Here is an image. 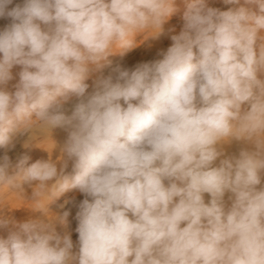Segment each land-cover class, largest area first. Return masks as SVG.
<instances>
[{
	"label": "clouds",
	"instance_id": "clouds-1",
	"mask_svg": "<svg viewBox=\"0 0 264 264\" xmlns=\"http://www.w3.org/2000/svg\"><path fill=\"white\" fill-rule=\"evenodd\" d=\"M223 2L240 6L190 0L162 59L117 66L89 91L110 55L135 48L138 34L163 33L176 0H23L11 9L0 0V18L12 21L0 31V148L34 128H67L62 152L74 159L66 175L67 161L58 170L24 155L10 175L5 154L0 186L24 197L32 187L33 211L48 217L64 192L85 197L75 253L53 226L70 210L49 222L0 211V264H264V0ZM231 139L255 150L213 166Z\"/></svg>",
	"mask_w": 264,
	"mask_h": 264
},
{
	"label": "rangeland",
	"instance_id": "rangeland-1",
	"mask_svg": "<svg viewBox=\"0 0 264 264\" xmlns=\"http://www.w3.org/2000/svg\"><path fill=\"white\" fill-rule=\"evenodd\" d=\"M190 0H176V11L163 25V33L158 38H148L151 33L138 34L136 36L137 46L127 51H116L107 58V61L103 62V66L98 70H93L86 83L89 84V91H92L94 81L97 78L107 77L113 74V69L117 66L134 69L135 66L141 63L154 62L155 60L162 59L163 53L167 51L173 41L172 35H177L183 28V15L187 11ZM243 3V0H242ZM23 0H13V3L8 5V8H14L16 5H22ZM210 7L217 8L221 11H226L233 7H239L240 5L225 4L223 0H208ZM11 18H0V31L4 30L11 24ZM42 28L44 26L42 25ZM147 39V40H146ZM2 56V54H0ZM22 71V66L16 65L11 69L12 79L5 85V90L14 93L16 85L19 83V73ZM260 79H264V74H259ZM75 98L65 104L66 114L70 115L74 104ZM121 103H123L121 101ZM249 105L242 106L243 110H247ZM69 136V129L67 128H54L50 130H41L34 128L32 133L18 134L14 140V147L10 149L0 148V158L7 154L11 160L12 167L9 169V174L15 173V165L19 162V159L24 155L30 157L28 165L35 163L37 160L48 161L51 160L57 163L58 170L62 167L63 162L67 161V167L64 172L66 175L73 174L74 159H68V157L62 152L64 145L66 144ZM218 150L222 152V155L214 162L213 166H219L220 161L226 158H238L241 151H254L255 145L249 141L231 139L227 142H222L218 146ZM27 166V165H26ZM54 182V181H53ZM258 188L264 187V172H261V185ZM25 197L15 191H11L7 186H0V211L17 222H26L28 220L41 219L45 222H49V218H52V214L60 215L64 211L70 210V215L67 218V224L62 225L59 222H53L55 231L64 235L70 234L73 241V252H78V233L76 228L78 227V219L76 217L78 211V204L85 198L82 193L77 190H69L64 192L61 196L55 199L48 205L49 217L45 216L41 211H33L35 205L32 201L28 200L32 194V187L24 186ZM231 193H225L226 207L231 206ZM205 202L210 200L209 194H204ZM65 201H73L72 203L65 204ZM61 205H64L62 208ZM7 229L0 230V236L7 237Z\"/></svg>",
	"mask_w": 264,
	"mask_h": 264
}]
</instances>
